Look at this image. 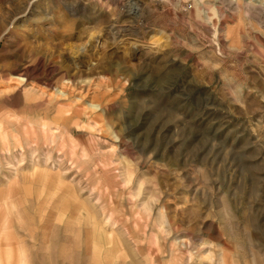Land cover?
Returning a JSON list of instances; mask_svg holds the SVG:
<instances>
[{
	"label": "rangeland",
	"instance_id": "374dc122",
	"mask_svg": "<svg viewBox=\"0 0 264 264\" xmlns=\"http://www.w3.org/2000/svg\"><path fill=\"white\" fill-rule=\"evenodd\" d=\"M0 264H264V0H0Z\"/></svg>",
	"mask_w": 264,
	"mask_h": 264
},
{
	"label": "bare ground",
	"instance_id": "6f19581e",
	"mask_svg": "<svg viewBox=\"0 0 264 264\" xmlns=\"http://www.w3.org/2000/svg\"><path fill=\"white\" fill-rule=\"evenodd\" d=\"M141 2H142V1H141ZM144 3H145V2H144ZM129 13H130V12H128V14H129ZM129 23H130V22H129ZM116 33H117V32H116ZM117 34H118V33H117ZM117 34H116V35H117ZM106 40H107V39H106ZM115 41H116V40H115ZM115 41H114V42H115ZM114 42L112 41V43H114ZM112 43H111V44H112ZM114 44H115V43H114ZM112 46H113V45H112ZM109 49H110V48H109ZM15 76H16V75H15ZM18 86H20V82H19V83H16V87H18ZM28 86H29V85H28ZM30 87H31V86H30ZM62 89H63V88H62ZM66 90H67V89H66ZM41 91H42V90H41ZM41 91H40V92H41ZM10 92H12V86H11V90H10ZM59 92H63V91L60 89ZM13 93H14V91H13ZM18 94H19V93H18ZM24 94H25V93H24ZM25 95H26V94H25ZM28 95H29V93H28ZM28 95H27V96H28ZM27 96H26V97H27ZM61 96H62V95H61ZM59 106H60V105H59ZM61 106H62V105H61Z\"/></svg>",
	"mask_w": 264,
	"mask_h": 264
}]
</instances>
